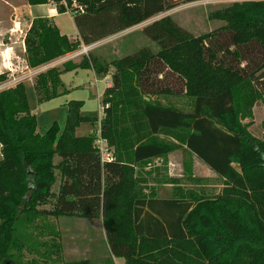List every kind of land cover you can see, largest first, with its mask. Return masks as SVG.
I'll list each match as a JSON object with an SVG mask.
<instances>
[{
  "label": "trees",
  "instance_id": "trees-1",
  "mask_svg": "<svg viewBox=\"0 0 264 264\" xmlns=\"http://www.w3.org/2000/svg\"><path fill=\"white\" fill-rule=\"evenodd\" d=\"M200 1L207 0L183 3ZM26 2L70 13L79 35L71 41L51 20L34 19L23 41L30 69L137 26L158 50L140 48L109 63L88 53L34 77L41 105L67 94L63 74L110 76L100 124L70 101L63 129L54 122L39 136L22 83L0 92V264H92L63 260L60 232L44 224L59 218L101 220L110 254L125 264H264V140L243 124L264 104V61L248 67L264 51V0L210 13L222 25L198 37L160 17L177 7L174 0ZM167 82L173 88L154 87ZM170 95L186 97L190 110L151 100ZM97 124L112 162L102 163L94 146ZM81 125L92 132L77 137ZM180 148L222 180L218 195L142 192L137 169Z\"/></svg>",
  "mask_w": 264,
  "mask_h": 264
},
{
  "label": "rangeland",
  "instance_id": "rangeland-1",
  "mask_svg": "<svg viewBox=\"0 0 264 264\" xmlns=\"http://www.w3.org/2000/svg\"><path fill=\"white\" fill-rule=\"evenodd\" d=\"M177 3V7L171 11H168L160 17L170 16L173 21L192 34L193 36H201L211 31L219 28L222 23L218 21H209L208 15L212 12L221 9L222 7L228 6L232 3H240L246 1H259V0H207L200 1L195 3L184 4L183 0H174ZM63 19V18H62ZM68 18L66 17L64 21L67 23ZM143 26H137L128 31L122 32L116 36H113L109 40L106 39L100 43L95 44L94 48L91 50H82L73 58L71 61L79 63L83 56H86L88 53H91L98 57L105 63H109L112 60L122 58L126 55H130L140 48H149L153 52H156L158 49L156 45L151 42L148 38L141 34ZM98 46V47H97ZM87 49V47H85ZM70 61V60H68ZM70 61V62H71ZM264 61V51L259 50L253 54V60L248 65L250 69L256 70L262 65ZM9 75V72H5ZM4 73V74H5ZM256 75H259L260 70L256 71ZM73 74L66 73L63 75L62 81L67 85L73 86L74 83L80 84L82 87L91 88L89 86L88 80L92 79L91 74L89 76L85 75L82 71L79 72V77L77 79L73 78ZM162 88H173L171 83H155L154 87ZM97 87L101 92L104 88L103 83H98ZM151 90V89H150ZM149 98V97H148ZM92 100V99H91ZM153 101H159L162 104H172L177 108L188 112L190 110V102L183 95H178L173 97L171 96H156L152 97ZM98 110L103 114L104 110L100 109L102 104V97L99 101ZM98 116V122L100 121ZM243 124H247L248 132L250 135L258 140H264V104L259 101L256 103L252 110V116L250 119L245 120ZM87 129L89 126H86ZM100 126L93 128L96 133L94 146L97 147L98 136ZM85 129V128H84ZM89 131V129H88ZM88 135V134H87ZM104 140V139H102ZM105 141V140H104ZM106 145V141L104 142ZM107 146V145H106ZM108 150L113 155V150L108 147ZM237 170L238 167L234 166ZM138 179L141 182V190L143 193H150V189L158 190V195L161 192L170 194L173 189H181L182 191H190L196 193L206 194L211 197H215L221 192L223 182L221 179L216 177L211 173L204 165L199 163L192 155L186 152L183 148L169 154L164 158L153 159L147 163L144 167L137 169ZM71 224L65 227H59V224H55V220L49 219L44 224H52L55 226V229L60 232L61 230V244H62V258L64 261H73L76 259H89L92 264H105L103 256L100 254V250L91 251L88 249V244L85 243L86 234L89 231L88 226L77 222L76 219H70ZM98 225V224H96ZM73 236L69 238L67 232ZM91 253V255L89 254ZM29 258V256H26Z\"/></svg>",
  "mask_w": 264,
  "mask_h": 264
},
{
  "label": "crops",
  "instance_id": "crops-1",
  "mask_svg": "<svg viewBox=\"0 0 264 264\" xmlns=\"http://www.w3.org/2000/svg\"><path fill=\"white\" fill-rule=\"evenodd\" d=\"M66 17L68 18L67 23L64 21ZM37 18H46L51 20L59 30L61 35L66 36L71 41L79 40V35L74 26L73 19L70 13L67 12L64 14H58L56 12L55 6L52 4L32 7L27 4L26 0H0V73H15L16 79H19L22 83L25 90L29 110L31 114L36 117V133L39 136L44 135L54 122H56L59 128L62 130L67 115L66 104L70 101L82 102V111L84 113H96L99 116V119H101L103 114L98 110V105H100L99 101L101 100V97L103 98V94L106 90V78L108 79L110 78V76L99 79L95 76L92 70H76L71 73L73 74L74 79H77L79 77L80 71H82L87 76L91 74L92 79L88 80V82L89 86L94 88L92 89L93 91H91V88H86L85 86L82 87L78 83H74L73 86L67 85L62 81L64 75L63 74L61 76V81L65 86V89L67 90V94L51 100L50 102L37 105L33 89L34 77L38 73L52 67L61 69L64 63L70 62L73 58L77 57L80 51L89 49L91 50L95 46L81 45L80 51H76L72 54L66 55L65 57H62L47 66L30 69L26 64L23 41L32 21ZM111 38L108 39L113 40ZM85 47H87V49ZM70 63L77 64V62L75 61H71ZM25 67H27V69H25ZM98 83L104 84V88L101 92L97 87ZM86 126L88 125H81L77 129V137H82L92 132L90 127L88 128V131ZM97 126H99V124L96 125V128ZM58 161L59 160L56 158L54 160V163L57 164ZM59 185L60 177L57 174V182L52 189V192L54 194L58 192ZM76 220L77 222L88 226L89 231L86 234L85 243L89 245L88 249L91 251V253L93 251L100 250V254L101 256H103L105 264H125L123 259L115 258L110 254L108 246L105 242V232L101 220ZM55 224H59V227L66 226L67 228V226L71 224V220L69 218H59L55 220ZM66 232L69 238L73 236L72 234L68 233V231ZM91 253L89 254L91 255ZM79 260L89 259H76L73 261Z\"/></svg>",
  "mask_w": 264,
  "mask_h": 264
},
{
  "label": "built area",
  "instance_id": "built-area-1",
  "mask_svg": "<svg viewBox=\"0 0 264 264\" xmlns=\"http://www.w3.org/2000/svg\"><path fill=\"white\" fill-rule=\"evenodd\" d=\"M81 11V9H79ZM25 69H27V67H25ZM1 74H4V73H0ZM20 80L19 79H16L15 77V73H11L7 76V78L0 82V92L2 91H5L7 89H10V88H13L17 83H19ZM105 87L106 89H109L112 87V82H111V79L110 78H106V81H105ZM108 108V105H101L100 109L104 110V109H107ZM100 132V131H99ZM98 143H97V151L99 152L100 154V158H101V162L102 163H109V162H112L113 161V155L112 153L108 150V146L104 145V140H102V138L100 137V135L98 136ZM0 150H1V147H0ZM1 154V153H0Z\"/></svg>",
  "mask_w": 264,
  "mask_h": 264
}]
</instances>
